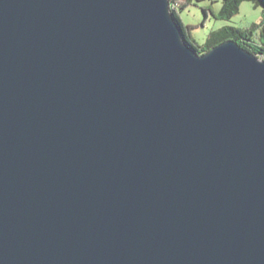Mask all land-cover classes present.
Instances as JSON below:
<instances>
[{"label": "water", "instance_id": "1", "mask_svg": "<svg viewBox=\"0 0 264 264\" xmlns=\"http://www.w3.org/2000/svg\"><path fill=\"white\" fill-rule=\"evenodd\" d=\"M181 33L169 0H0V264H264V59Z\"/></svg>", "mask_w": 264, "mask_h": 264}, {"label": "trees", "instance_id": "2", "mask_svg": "<svg viewBox=\"0 0 264 264\" xmlns=\"http://www.w3.org/2000/svg\"><path fill=\"white\" fill-rule=\"evenodd\" d=\"M243 1H252L254 5L264 8V0H221V8L218 17L229 19L239 11V5ZM170 14L181 26L183 41L191 46L199 54H204L222 41L235 40L242 48L249 50L261 59H264V18L259 22L253 21L248 27L241 28L233 25H224L211 31L208 37L197 42L191 33V26L184 25L178 11L184 8L188 0H169ZM205 14H206V9Z\"/></svg>", "mask_w": 264, "mask_h": 264}, {"label": "rangeland", "instance_id": "3", "mask_svg": "<svg viewBox=\"0 0 264 264\" xmlns=\"http://www.w3.org/2000/svg\"><path fill=\"white\" fill-rule=\"evenodd\" d=\"M220 8L221 0H188L187 5L179 9L178 14L184 25L192 27L191 33L199 43L204 41L211 31L224 25L245 28L253 21L259 22L264 18V8L254 5L252 1L241 2L239 11L229 19L217 16Z\"/></svg>", "mask_w": 264, "mask_h": 264}]
</instances>
